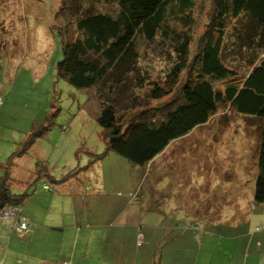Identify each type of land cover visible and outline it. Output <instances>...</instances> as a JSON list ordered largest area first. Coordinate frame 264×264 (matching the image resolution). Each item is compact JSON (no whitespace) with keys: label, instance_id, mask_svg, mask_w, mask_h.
<instances>
[{"label":"trees","instance_id":"16d2710c","mask_svg":"<svg viewBox=\"0 0 264 264\" xmlns=\"http://www.w3.org/2000/svg\"><path fill=\"white\" fill-rule=\"evenodd\" d=\"M210 2L193 45V0H63L56 76L84 90L98 108L94 116L105 149L87 151L90 164L110 152L143 168L220 109L255 117L260 126L253 202L264 204V0ZM146 48L168 65L158 79L141 64ZM85 169L57 180L39 175L61 183ZM13 182L9 171L0 176V213L28 197L12 193Z\"/></svg>","mask_w":264,"mask_h":264},{"label":"rangeland","instance_id":"374dc122","mask_svg":"<svg viewBox=\"0 0 264 264\" xmlns=\"http://www.w3.org/2000/svg\"><path fill=\"white\" fill-rule=\"evenodd\" d=\"M62 2L0 0V176L9 171L14 179L29 174L31 180L37 178L38 181L42 171L59 178L76 166L86 165L82 164V158L86 159L87 151L100 154L105 149L101 128L94 116L98 108L89 102L84 90L75 89L56 76V64L62 59L61 42L56 33L59 26L57 14ZM210 5V0H193L191 17L194 24L190 29L193 45L204 31ZM98 7L107 9L103 4ZM144 50L143 55L146 54L147 58L141 64L151 69L158 79L168 66L166 60L153 54L151 49ZM240 72L242 76V70ZM223 113L222 109L218 112ZM232 119L237 127L233 126L228 134L236 136L234 148L237 147L238 157L236 154L225 155L224 147L231 148L232 145L226 141V136L221 145L218 141L212 143L214 139L210 138V147L207 148V160L211 164H207L209 174H206L204 215L210 219L224 217L230 212L227 207L234 197L239 203L245 202L247 197H252L254 190L260 121L256 118L247 121L246 116L239 114ZM242 149H246L244 153ZM217 150H220L218 154ZM93 179H96L94 175ZM13 181L11 191H17L19 183ZM186 181H191V188L186 187L191 192L199 188V182L202 183L195 174ZM246 202L243 208L252 219L256 214L253 213L254 204L250 198ZM194 205L191 203V207ZM256 207L259 211L260 207ZM211 229L214 231L215 228L163 227L161 240L144 246L139 255L127 244L121 245L111 237L104 243L94 235L90 241H80L78 253L88 247L91 256L86 253L85 256L92 261L91 264H202V259L197 261L196 258L198 243L195 239L203 230L210 232ZM220 230L222 228H216L218 233ZM142 244L143 241L136 246ZM103 254L110 260L101 263Z\"/></svg>","mask_w":264,"mask_h":264},{"label":"crops","instance_id":"0c3cea01","mask_svg":"<svg viewBox=\"0 0 264 264\" xmlns=\"http://www.w3.org/2000/svg\"><path fill=\"white\" fill-rule=\"evenodd\" d=\"M225 113L228 116L221 120ZM232 116L236 115L230 111L217 114L205 125L171 142L143 168L134 167L109 152L91 164L89 156L82 158V164H86L83 167L88 169L61 183H51L41 175L38 181L31 180L29 174L17 180L11 174L19 183L17 191L12 193L28 194L20 206L28 226L18 234L12 221H0V264H91L86 257L91 256L88 247L81 250L80 254H84L81 256L78 246L81 240L90 241L94 235L104 243L111 237L121 245L127 244L139 255L144 246L161 240V229L167 226L215 228L210 232L203 230L195 239L196 258L197 261L201 258L202 264H264V205L253 202V193L249 197L256 213L251 215L252 219L243 208L248 197L242 203L234 197L227 207L230 212L224 217L210 219L204 215L207 164H211L207 160L210 138L217 144L226 136L232 145L224 147L225 155L238 157L237 147L234 148L236 136L228 134L233 126L237 127ZM246 117L247 121L255 119ZM191 174L199 181L202 179L199 188L192 192L186 189L188 185L191 188V181H186ZM47 185L51 186L49 190L44 187ZM256 206L260 207L259 211ZM219 227L220 233L216 231ZM138 234L143 241L139 247L136 246ZM192 235L196 236L195 230ZM105 259L110 260L103 254L101 263Z\"/></svg>","mask_w":264,"mask_h":264},{"label":"built area","instance_id":"2783aa9c","mask_svg":"<svg viewBox=\"0 0 264 264\" xmlns=\"http://www.w3.org/2000/svg\"><path fill=\"white\" fill-rule=\"evenodd\" d=\"M44 187L47 190L51 188V186L48 185ZM7 220L13 222V228L18 234L23 233L28 226L26 219L21 216L19 206H9L0 213V221H7ZM141 241H142V235L138 234L137 244L138 245L141 244Z\"/></svg>","mask_w":264,"mask_h":264}]
</instances>
